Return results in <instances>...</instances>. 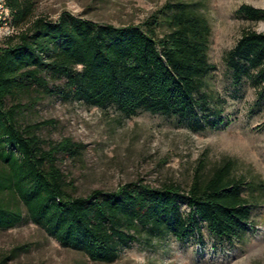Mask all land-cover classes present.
<instances>
[{
  "label": "trees",
  "instance_id": "trees-1",
  "mask_svg": "<svg viewBox=\"0 0 264 264\" xmlns=\"http://www.w3.org/2000/svg\"><path fill=\"white\" fill-rule=\"evenodd\" d=\"M7 3L10 25L21 30L0 42L1 229L27 217L61 246L105 263L115 261L140 230L183 240L199 237L204 224L217 239L232 241L249 229L254 188L231 174L230 160L206 177L199 165L186 191L173 183L158 188L130 182L71 196L57 156L75 155L80 147L69 139L44 146L36 134L43 122L20 126L18 105L6 107L7 98L62 80L53 91L64 98L113 106L125 116L140 111L176 116L194 130L213 126L218 119L207 115L202 90L214 68L207 57L210 26L202 15L188 3H171L161 20L167 30L158 37L152 26L116 27L66 12L56 20L33 19L31 0ZM239 12L264 20V9L242 5ZM226 64L235 83L250 78L264 99V33L243 31Z\"/></svg>",
  "mask_w": 264,
  "mask_h": 264
},
{
  "label": "rangeland",
  "instance_id": "rangeland-1",
  "mask_svg": "<svg viewBox=\"0 0 264 264\" xmlns=\"http://www.w3.org/2000/svg\"><path fill=\"white\" fill-rule=\"evenodd\" d=\"M31 1L33 19L56 20L66 12L116 27L133 25L145 30L152 26L158 37L167 30L161 20L171 3H188L206 19L210 26L207 57L214 68L202 90L207 115L218 119L213 126L194 130L176 116L145 111L125 116L113 106L100 108L64 98L53 91L54 86H62V80L49 81L46 89L34 85L7 98L6 107L18 105L20 126L43 122L36 134L44 146L69 139L80 147L75 155L57 156L71 196H86L94 189L113 191L130 182L158 188L173 183L186 191L199 165L206 177L230 160L231 174L254 188L251 226L232 241L217 239L204 224L199 237L183 240L140 230L138 239L124 247L115 261L105 263L61 246L26 217L12 228H0V264H264V99L250 78L235 83L226 64L227 53L243 31L264 33V20L245 18L240 7L264 9V0ZM20 30L17 27L8 34L1 28L0 42ZM181 209L184 214L188 211L184 205Z\"/></svg>",
  "mask_w": 264,
  "mask_h": 264
},
{
  "label": "built area",
  "instance_id": "built-area-1",
  "mask_svg": "<svg viewBox=\"0 0 264 264\" xmlns=\"http://www.w3.org/2000/svg\"><path fill=\"white\" fill-rule=\"evenodd\" d=\"M12 17V11L7 0H0V29L4 27L8 34L14 30V27L10 25Z\"/></svg>",
  "mask_w": 264,
  "mask_h": 264
}]
</instances>
